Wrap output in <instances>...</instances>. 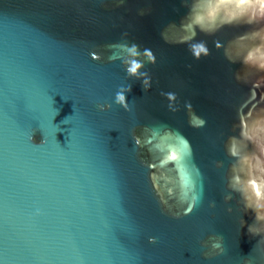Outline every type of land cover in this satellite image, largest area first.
<instances>
[{"label": "water", "instance_id": "water-1", "mask_svg": "<svg viewBox=\"0 0 264 264\" xmlns=\"http://www.w3.org/2000/svg\"><path fill=\"white\" fill-rule=\"evenodd\" d=\"M254 185L264 0H0V264H264Z\"/></svg>", "mask_w": 264, "mask_h": 264}, {"label": "clouds", "instance_id": "clouds-1", "mask_svg": "<svg viewBox=\"0 0 264 264\" xmlns=\"http://www.w3.org/2000/svg\"><path fill=\"white\" fill-rule=\"evenodd\" d=\"M122 47V53L126 54L124 57V64L126 65V71H127V75L130 77H136L137 79H139L140 77H146L147 73L142 72L141 69L144 67V64L140 61H138L137 59H130L129 57H138L139 56V51H138V46L133 44L130 47H126V46H121ZM144 55L151 60L152 62H154V57L151 53L150 50H145L144 51ZM197 57H199V55H196ZM113 57H110V59H112ZM143 86L145 88L149 87V80L145 79L143 81ZM131 91V86L126 87V88H121V90L119 92L116 93L115 96V103L118 105L123 106L125 109L129 108V104H128V99H127V93ZM101 109H104L105 105H100ZM108 107H111V105H108ZM254 191L255 194L257 196L258 199L264 200V191H261V189L259 188V186L254 185ZM259 208L261 209V212H264V203L259 205ZM255 211V210H254ZM258 219H264V215H261L260 213H256V220ZM207 245V242H205ZM211 248L213 250L219 249V253L223 252V248L222 245L219 241H215L211 244ZM206 256L209 255V253H205Z\"/></svg>", "mask_w": 264, "mask_h": 264}, {"label": "snow or ice", "instance_id": "snow-or-ice-1", "mask_svg": "<svg viewBox=\"0 0 264 264\" xmlns=\"http://www.w3.org/2000/svg\"><path fill=\"white\" fill-rule=\"evenodd\" d=\"M202 51H204L202 48L197 49L195 54L200 55ZM241 127L243 128V125H241ZM173 158H175V157H173Z\"/></svg>", "mask_w": 264, "mask_h": 264}]
</instances>
